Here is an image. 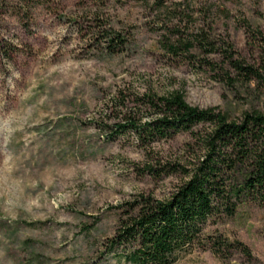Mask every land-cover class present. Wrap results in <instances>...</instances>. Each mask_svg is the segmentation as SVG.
<instances>
[{"label":"rangeland","instance_id":"1","mask_svg":"<svg viewBox=\"0 0 264 264\" xmlns=\"http://www.w3.org/2000/svg\"><path fill=\"white\" fill-rule=\"evenodd\" d=\"M113 36L125 42L110 53ZM173 92L231 121L262 111L264 0H0V264H117L103 251L119 207L184 181L142 169L187 166L194 143L143 149L115 126L151 118L140 95ZM208 231L247 254L175 264H264V208L245 202Z\"/></svg>","mask_w":264,"mask_h":264},{"label":"trees","instance_id":"2","mask_svg":"<svg viewBox=\"0 0 264 264\" xmlns=\"http://www.w3.org/2000/svg\"><path fill=\"white\" fill-rule=\"evenodd\" d=\"M107 42L111 53L125 41L113 36ZM238 68L258 76L252 68ZM139 100L151 118L142 122L129 114L115 129H131L143 149L189 133L192 159L187 166L158 163L142 169L155 179L178 173L184 181L166 199L138 195L119 207L122 214L103 256L117 264H175L195 250L218 255L239 247L247 254L246 247L213 236L208 228L233 217L245 202L264 208V105L231 121L217 108L189 105L181 92L144 93Z\"/></svg>","mask_w":264,"mask_h":264}]
</instances>
